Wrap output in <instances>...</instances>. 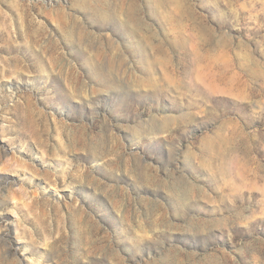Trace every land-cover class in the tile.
Returning <instances> with one entry per match:
<instances>
[{
	"label": "rangeland",
	"instance_id": "obj_1",
	"mask_svg": "<svg viewBox=\"0 0 264 264\" xmlns=\"http://www.w3.org/2000/svg\"><path fill=\"white\" fill-rule=\"evenodd\" d=\"M0 264H264V0H0Z\"/></svg>",
	"mask_w": 264,
	"mask_h": 264
}]
</instances>
